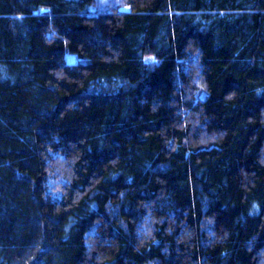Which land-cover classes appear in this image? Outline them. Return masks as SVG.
Instances as JSON below:
<instances>
[{
	"label": "trees",
	"instance_id": "1",
	"mask_svg": "<svg viewBox=\"0 0 264 264\" xmlns=\"http://www.w3.org/2000/svg\"><path fill=\"white\" fill-rule=\"evenodd\" d=\"M93 1L0 0V264H264V0Z\"/></svg>",
	"mask_w": 264,
	"mask_h": 264
},
{
	"label": "rangeland",
	"instance_id": "2",
	"mask_svg": "<svg viewBox=\"0 0 264 264\" xmlns=\"http://www.w3.org/2000/svg\"><path fill=\"white\" fill-rule=\"evenodd\" d=\"M123 0H94L93 8L95 11H111Z\"/></svg>",
	"mask_w": 264,
	"mask_h": 264
},
{
	"label": "water",
	"instance_id": "3",
	"mask_svg": "<svg viewBox=\"0 0 264 264\" xmlns=\"http://www.w3.org/2000/svg\"><path fill=\"white\" fill-rule=\"evenodd\" d=\"M118 11L119 12H128L129 8L127 6H121V7L118 8Z\"/></svg>",
	"mask_w": 264,
	"mask_h": 264
}]
</instances>
